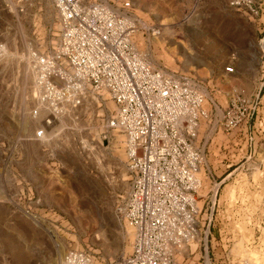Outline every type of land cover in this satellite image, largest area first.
I'll return each mask as SVG.
<instances>
[{
    "label": "rangeland",
    "instance_id": "374dc122",
    "mask_svg": "<svg viewBox=\"0 0 264 264\" xmlns=\"http://www.w3.org/2000/svg\"><path fill=\"white\" fill-rule=\"evenodd\" d=\"M7 1L19 9L0 0V264H61L74 248L91 251L102 263L120 258L131 251L135 234L116 212L133 176L125 135L106 125L116 105L99 107L100 97L92 95L36 139L42 123L30 116L36 73L28 54L55 46L58 15L51 0ZM133 6L138 50L156 69L194 77L212 121L221 120L238 94L251 97L260 90L264 16L251 17L228 0H135ZM207 125L201 122L198 141L204 189L222 183L218 218L239 250L264 264V238L258 239L264 123L257 121L253 140L237 130L208 134ZM234 210L241 214L236 223Z\"/></svg>",
    "mask_w": 264,
    "mask_h": 264
},
{
    "label": "built area",
    "instance_id": "2783aa9c",
    "mask_svg": "<svg viewBox=\"0 0 264 264\" xmlns=\"http://www.w3.org/2000/svg\"><path fill=\"white\" fill-rule=\"evenodd\" d=\"M51 1L58 15V41L51 50L30 53L36 73V106L30 116L42 123L35 138L43 140L45 130L52 131L85 99L98 96L99 107L109 101L116 105L106 125L125 135L133 175L116 208L120 220L134 229L131 251L102 263L91 251L74 248L61 264H254L218 218L222 183L203 188L205 156L198 141L203 120L208 134L214 129L237 130L242 139L252 135L257 121L264 123V82L254 96H235L214 122L194 77L156 69L138 50L135 0ZM228 1L251 17L264 16V0ZM238 203L236 199L232 208ZM233 215L234 223L241 220L238 210ZM260 221L258 239L264 238V211ZM193 245L195 250H187Z\"/></svg>",
    "mask_w": 264,
    "mask_h": 264
},
{
    "label": "bare ground",
    "instance_id": "6f19581e",
    "mask_svg": "<svg viewBox=\"0 0 264 264\" xmlns=\"http://www.w3.org/2000/svg\"><path fill=\"white\" fill-rule=\"evenodd\" d=\"M168 30V29H167ZM57 35H58V33H57ZM58 37V36H57ZM4 47H2V48H0V50H2ZM29 55V57H30V53L28 54ZM16 56H17V58L18 59H20L21 57L19 56V54H16ZM22 57H24L23 55H21ZM28 59V58H27ZM31 60V59H30ZM28 66V68H31V67H29V64L27 65ZM31 66V65H30ZM200 131H201V129H200ZM208 187H209V185H208ZM208 187H206V189L208 188ZM203 188H204V186H203ZM128 251V250H127Z\"/></svg>",
    "mask_w": 264,
    "mask_h": 264
}]
</instances>
